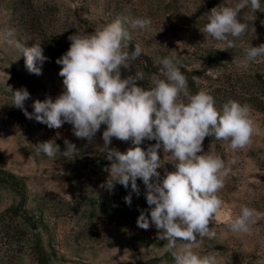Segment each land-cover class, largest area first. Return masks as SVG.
I'll return each mask as SVG.
<instances>
[{
  "label": "rangeland",
  "instance_id": "obj_1",
  "mask_svg": "<svg viewBox=\"0 0 264 264\" xmlns=\"http://www.w3.org/2000/svg\"><path fill=\"white\" fill-rule=\"evenodd\" d=\"M223 2L234 6L238 0ZM221 3L0 0V264H173L165 251L168 242L159 238V230L137 226L140 210L148 209L143 181L137 178L140 195L132 193L131 206L124 201L131 192L130 184L126 189L116 183L111 192L101 187L109 176L105 169L111 166L106 153L99 151L106 126H101L91 142L77 138L67 122L50 129L13 106L12 91L27 88L30 99L25 107L29 112L35 100L55 99L64 90L56 60L70 47L68 37L127 17L130 50L139 43L144 51L130 71L121 69L122 77L143 71L145 78L138 83L148 87L152 75L161 74L159 60L175 56L189 87L193 82L198 91L210 90L215 99L223 91L243 98L256 81L264 82V57L241 66L247 49L264 43V2L260 10L254 11L250 5L240 10L238 16L247 30L234 38L231 49L200 31L208 22V12ZM28 7L34 15L25 13ZM136 18H150L151 25L133 28L130 22ZM35 42L41 43L48 57L40 75L28 72L18 46L31 47ZM219 102L218 108L223 100ZM248 106L257 131L247 147L234 152L227 142L214 137L203 141L204 152L220 154L226 162L236 159L218 193L223 206L209 223L216 235L203 237L198 249L216 252L220 264H264V115ZM49 139H56L61 152L66 150L65 140L76 151L57 154L55 159L37 154L33 145ZM154 143L145 140L141 147L146 150ZM109 147L126 152L135 146L130 140L112 138ZM159 154L164 165L158 171L163 177L174 165L170 153ZM118 196L122 199L115 203ZM241 205L261 213L248 233L232 232L228 227Z\"/></svg>",
  "mask_w": 264,
  "mask_h": 264
},
{
  "label": "clouds",
  "instance_id": "obj_2",
  "mask_svg": "<svg viewBox=\"0 0 264 264\" xmlns=\"http://www.w3.org/2000/svg\"><path fill=\"white\" fill-rule=\"evenodd\" d=\"M262 2L238 0L230 6L222 0L208 12V22L200 31L206 38L223 42L225 49H231L235 46L234 38L247 30L238 13L249 5L254 11L260 10ZM128 23L127 17H117L92 32L70 35V47L56 60L63 77L61 94L55 99L46 96L44 100H35L33 111L29 112L25 102L30 93L22 87L12 91V105L22 110L26 118L50 129H59L67 122L77 138L89 142L102 125L106 126L99 151L106 153L111 166L105 169L109 176L101 187L111 192L116 183L126 189L130 184L131 192L124 201L131 206L132 193L140 195V178L146 186L149 208L140 210L137 226L145 230L155 226L159 230V238L168 242L165 251L170 253L173 264H220L216 252L202 253L198 249L203 237L211 239L216 235L209 223L223 206L218 193L236 159L226 162L220 154L204 152L203 141L205 137H214L227 142L234 152L247 147L257 131L250 107L230 99L218 108L210 90L192 93L175 56L159 60L161 74H153L148 87L138 83L145 78L143 71L122 77L121 69L130 71L132 62L144 51L139 43L130 50ZM130 23L133 28L146 29L151 19L136 18ZM18 46L28 72L42 74L48 57L41 43ZM258 57H264V43L251 45L241 66L247 67ZM112 138L130 140L135 147L121 152L109 147ZM145 140L155 143L148 144L145 150L141 147ZM65 145L64 152L76 151L68 140ZM33 147L37 154L50 159L64 153L56 139L38 142ZM160 151L170 153L174 165V170H165L163 177L158 171L164 165ZM260 215L256 208L241 205L228 227L232 232L248 233Z\"/></svg>",
  "mask_w": 264,
  "mask_h": 264
},
{
  "label": "trees",
  "instance_id": "obj_3",
  "mask_svg": "<svg viewBox=\"0 0 264 264\" xmlns=\"http://www.w3.org/2000/svg\"><path fill=\"white\" fill-rule=\"evenodd\" d=\"M26 7V6H25ZM31 8L32 7H28L25 10V13H29L32 15H34V13L31 12ZM135 61H133L132 63L134 64ZM189 89L191 90L192 93H196L198 91V89L195 87V85L193 84V82H191V86L189 87ZM252 91L249 92L246 91L247 95H244V97H240V98H236L235 96L231 97L228 96L224 91L223 94L220 92L217 94L218 98L220 99H214L216 101V103H220L219 100H223V102H221V104L223 105L224 103H226L228 100H236L239 101L241 104H247V105H251L253 106L256 110H258L259 112H261L264 115V82L261 81H256V84L254 86H252L251 88ZM219 91V90H218ZM222 97V98H221ZM122 199V197H117V200L115 203L119 202ZM143 207V205H141V208ZM146 208H149V206L147 205Z\"/></svg>",
  "mask_w": 264,
  "mask_h": 264
}]
</instances>
